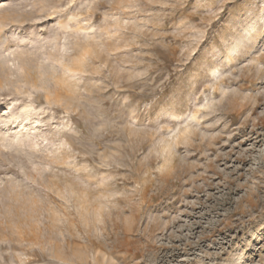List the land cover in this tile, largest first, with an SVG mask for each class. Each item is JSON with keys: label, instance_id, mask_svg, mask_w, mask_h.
Masks as SVG:
<instances>
[{"label": "rangeland", "instance_id": "rangeland-1", "mask_svg": "<svg viewBox=\"0 0 264 264\" xmlns=\"http://www.w3.org/2000/svg\"><path fill=\"white\" fill-rule=\"evenodd\" d=\"M0 264H264V0H0Z\"/></svg>", "mask_w": 264, "mask_h": 264}]
</instances>
